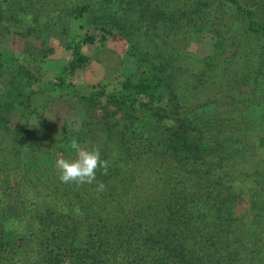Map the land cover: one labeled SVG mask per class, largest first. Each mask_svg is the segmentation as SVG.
<instances>
[{"label":"trees","instance_id":"16d2710c","mask_svg":"<svg viewBox=\"0 0 264 264\" xmlns=\"http://www.w3.org/2000/svg\"><path fill=\"white\" fill-rule=\"evenodd\" d=\"M261 1L0 0V87L16 93L18 101L26 96L30 103L28 89L37 79L5 46L9 34L50 37L67 20L93 18L88 32L68 46L72 59L55 74L53 91L71 88L75 73L89 64L82 49L96 44L91 31L102 35L100 42L122 37L128 45L123 62L130 60L139 72L135 82L121 81L113 93L99 91L91 100L113 109L108 127L116 131L88 146L109 161L107 175L97 171L106 185L99 194L95 184L62 183L56 162L31 173L23 168L22 182L10 184L7 166L14 160L23 165L24 145L7 143L9 123L0 117V264H264V219L258 224L253 211V218H240L231 206L239 184L234 177L248 180L233 168L231 126L201 120L200 104L193 107L192 97L182 95L188 89L177 78L191 70L178 50L190 45L197 24L205 22L216 34L218 11L206 3L233 7L246 35H264V25L257 23ZM167 31L171 45L163 41ZM9 74L13 81L7 85ZM0 97L10 100L7 93ZM153 131L158 139L151 138ZM256 164L264 173V158ZM18 187H29L32 195L21 204L11 197ZM251 187L255 196L262 193ZM250 224L256 228L252 242Z\"/></svg>","mask_w":264,"mask_h":264},{"label":"rangeland","instance_id":"374dc122","mask_svg":"<svg viewBox=\"0 0 264 264\" xmlns=\"http://www.w3.org/2000/svg\"><path fill=\"white\" fill-rule=\"evenodd\" d=\"M206 7L218 11L214 27L216 34H210L205 22L197 24L190 45L178 50L179 59L189 65L191 70L188 73L178 72L177 78L188 89L183 86L181 90L185 88V93L181 91L182 95L189 94L192 97L193 107L200 104L197 111L202 116L201 120L231 126L227 134L235 141L228 145L236 164L233 168L236 172L245 173L248 179L242 182L234 177V184H239L232 194L231 206L240 218H253V211L258 223L264 219V173H260L256 167L259 157L264 158V35H246L242 30L245 23L240 21L241 16H237L239 13L236 14L231 6L219 8L210 2L205 4ZM257 19V23L264 25V1H261ZM92 21L90 17L83 21H64L52 28L50 37L41 34L30 37L9 34L6 40L5 46L19 57L18 65L33 69L37 79L34 86L28 89L32 96L30 103L26 96H18V101L16 93L3 91L0 84V96L7 93L10 98L6 99V103L0 97V117L6 116L8 135L12 137L7 143L17 146L16 142H19L24 145L21 149L23 165L14 160L7 166L9 169L5 173L12 174L9 182L13 186L18 181L22 182L23 168L31 173L38 166L50 165V162L53 164L58 158L74 159L75 152L71 148L66 152V147L73 139L89 150L92 141L104 142L116 134L115 130L108 127L113 121V109H107L103 101L101 105H93L91 100L94 93L99 91L113 93L121 81L137 80V67L130 65V60L123 62L128 45L122 37L107 36L100 42V33L89 32L97 37L95 45L82 49L90 58L89 64L75 73L71 88L53 91L51 87L55 82V74L72 59L68 46L71 42H78L88 32ZM164 33L163 41L171 45V31ZM50 49L51 54L48 53ZM29 57L37 59L34 66L29 64ZM11 81L13 78L9 74L8 80L3 83L10 85ZM15 82L23 85L20 78H16ZM158 137L160 133L153 131L151 138ZM226 172H229V168ZM253 184L262 190L260 195L252 194ZM28 189L13 188V203L21 204L26 198H31ZM255 230V226L250 224L248 242H252ZM260 230L261 234L264 233V222Z\"/></svg>","mask_w":264,"mask_h":264},{"label":"clouds","instance_id":"9594fccd","mask_svg":"<svg viewBox=\"0 0 264 264\" xmlns=\"http://www.w3.org/2000/svg\"><path fill=\"white\" fill-rule=\"evenodd\" d=\"M69 147L75 152L74 159L58 158L56 169L58 179L64 184H76L78 186L95 184L97 194L106 190L103 181L97 180V171L101 175H107L109 161L101 158L100 150H88L82 147L76 139H73Z\"/></svg>","mask_w":264,"mask_h":264}]
</instances>
